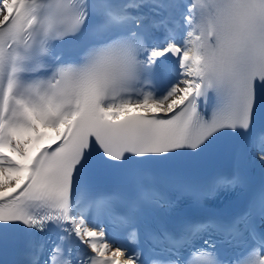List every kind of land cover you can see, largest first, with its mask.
<instances>
[{"label":"snow or ice","instance_id":"1","mask_svg":"<svg viewBox=\"0 0 264 264\" xmlns=\"http://www.w3.org/2000/svg\"><path fill=\"white\" fill-rule=\"evenodd\" d=\"M213 150L237 170L171 182L244 189L228 220L158 186ZM240 161L264 169V0H0L3 264H264V178Z\"/></svg>","mask_w":264,"mask_h":264}]
</instances>
